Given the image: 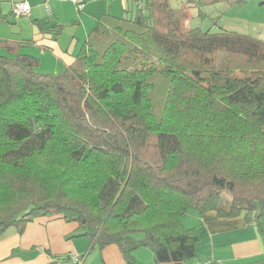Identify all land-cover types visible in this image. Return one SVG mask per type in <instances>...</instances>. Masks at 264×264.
<instances>
[{"label":"trees","instance_id":"1","mask_svg":"<svg viewBox=\"0 0 264 264\" xmlns=\"http://www.w3.org/2000/svg\"><path fill=\"white\" fill-rule=\"evenodd\" d=\"M170 1L107 6L57 72L39 70L29 42L0 40V239L58 217L86 252L45 264L108 245L125 264L138 248L183 264L199 240L185 214L241 216L263 235L264 38L187 25L191 7L221 0Z\"/></svg>","mask_w":264,"mask_h":264},{"label":"crops","instance_id":"2","mask_svg":"<svg viewBox=\"0 0 264 264\" xmlns=\"http://www.w3.org/2000/svg\"><path fill=\"white\" fill-rule=\"evenodd\" d=\"M14 1L19 0H0V40L29 42L22 51L39 58L40 67H45L46 72H57L70 64L99 14L107 6L113 14H119L118 10L124 3L122 0H81L84 5L78 10L73 2L76 5L75 16L74 9L65 0H24L29 5V12L14 15L11 12ZM45 4L49 6V13ZM68 10L72 16L70 23L63 18ZM52 16L65 25L57 38L39 32L35 25L36 19ZM73 20L78 22L72 24ZM182 221L185 226H196L199 236L194 257L183 264H264V222L261 235L241 216L220 217L212 210L185 214ZM77 233L73 223L58 217L37 218L26 225L22 234L9 228L0 239V264H45L51 260L48 252L63 257L67 254L80 256L79 252L85 253L87 245L85 251L82 244L79 249L78 236H73ZM94 251H97L100 264H125L116 245L91 250ZM89 255L84 257L82 264L88 261ZM134 256L138 264H157L147 248H138Z\"/></svg>","mask_w":264,"mask_h":264},{"label":"rangeland","instance_id":"3","mask_svg":"<svg viewBox=\"0 0 264 264\" xmlns=\"http://www.w3.org/2000/svg\"><path fill=\"white\" fill-rule=\"evenodd\" d=\"M65 1L70 4V8L74 9L75 16H77L76 5L73 1ZM122 1H124V3L118 10L119 14L123 12V8L129 7L130 3V0ZM231 1L232 0H221L216 3L204 4L200 9L197 7H191L189 9L187 25L190 27H199L203 30L210 29L211 31H218L220 28H225L240 33H247L253 37L264 38V0H246L241 4H235ZM106 4L108 5V3ZM170 4L172 7H179L181 5V0H171ZM70 13V10H68L67 14L63 17L67 23H70L72 18ZM51 18L53 19L54 17L52 16ZM70 51H72V46L70 47ZM39 70L48 71L45 67H40ZM76 238H78V247L82 244L84 247L82 249L85 251L87 239L82 236ZM79 249L81 248L79 247ZM95 250L97 249L95 248ZM79 253L82 254V252ZM87 260L88 261L85 264L101 263L97 256V251H94V253L90 252ZM82 263L83 262L80 264ZM56 264H73V262L66 259L64 261L59 260Z\"/></svg>","mask_w":264,"mask_h":264},{"label":"built area","instance_id":"4","mask_svg":"<svg viewBox=\"0 0 264 264\" xmlns=\"http://www.w3.org/2000/svg\"><path fill=\"white\" fill-rule=\"evenodd\" d=\"M74 3H77L76 0H72ZM45 7L49 13V6L48 4H45ZM78 7L81 8L82 5L78 4ZM11 12L14 15H22V14H27L29 12V5L26 1L24 0H19V1H14L12 4ZM75 257V256H74Z\"/></svg>","mask_w":264,"mask_h":264}]
</instances>
